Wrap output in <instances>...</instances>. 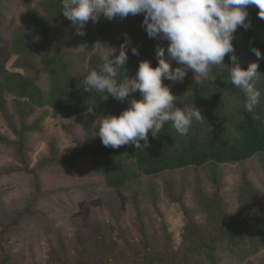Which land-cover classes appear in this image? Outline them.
I'll list each match as a JSON object with an SVG mask.
<instances>
[{
	"label": "trees",
	"instance_id": "trees-1",
	"mask_svg": "<svg viewBox=\"0 0 264 264\" xmlns=\"http://www.w3.org/2000/svg\"><path fill=\"white\" fill-rule=\"evenodd\" d=\"M7 9L8 1L0 0V32L6 22ZM62 12V0H41L39 10L31 9L21 17L24 25L15 29L11 41L0 34V115L14 136L12 140L0 135V149L15 152V159L21 164L17 171L31 175L35 186L30 203L12 216H7L0 230V264H20V259L14 258L8 251L7 242L16 234L26 231L27 221L47 222L40 219L38 209L39 204L47 198L41 185L44 169L59 163L73 166L75 161L82 158L92 160L96 172L102 176L108 188L132 193L141 239L133 244L125 241L123 250L115 243L101 241L91 247L79 230L81 252L73 258L65 257L56 264H220L218 257L223 252L245 259L264 250V196L254 188L246 173L243 174L238 208L234 215L228 212V205L220 194L209 197L200 191V209L206 218L203 223L195 222L182 197L175 198L169 188V196L179 204L186 220L180 245H175L165 229L160 239L151 234L145 224L140 194L135 192L141 179L160 176L166 171L206 168L216 184L217 172L223 165L243 163L256 156H262L264 161V75L253 81L261 95L254 113L249 114L244 108V94L231 83L232 65L227 55L225 66L211 68L216 77L215 83L203 78L194 81L187 77L182 83L177 82L175 105L181 109L195 106L205 117L202 121L192 122L188 135L179 134L172 122H167L157 137L149 134L147 148L139 149L133 145H124L119 149L103 144L97 148L88 147L89 136L84 147L69 158L58 156L53 143L51 158L30 169L28 137L41 130L39 120L30 123L37 110L50 108L62 119L74 120L92 134L93 126L83 118L84 115L90 113L99 118L119 116L128 107L127 101H117L110 95L105 101L104 93L91 95L84 91L85 76L97 70L102 62V56L94 52L97 43L105 48L108 45L119 48L125 34L130 38L127 73L122 71L117 77L118 81H123L126 75L135 76L141 61H150L155 68L158 63L157 48L167 47L166 41L148 37L142 28L143 20L119 26L116 19L108 21L101 17L94 30L86 24L83 29L86 34L80 37L74 34L75 29ZM247 19L251 27L247 30L238 28L235 33V54L242 68L246 70L251 63L258 62V72L264 74V58L257 60L250 51L256 47L264 53V19L251 11ZM69 33H73V39L67 37ZM131 47L138 49V56L132 55ZM44 55L46 59L43 63L37 61V57ZM13 58L12 67L25 73L9 70ZM77 66L85 68L83 70ZM45 77L43 83L41 80ZM9 97L13 98L19 125L10 112ZM130 98L140 99V93L136 92ZM5 173H12V169L0 168V177ZM84 193L91 197V191L85 190ZM111 208L118 214V206L112 205Z\"/></svg>",
	"mask_w": 264,
	"mask_h": 264
},
{
	"label": "rangeland",
	"instance_id": "rangeland-1",
	"mask_svg": "<svg viewBox=\"0 0 264 264\" xmlns=\"http://www.w3.org/2000/svg\"><path fill=\"white\" fill-rule=\"evenodd\" d=\"M7 1L6 22L0 34L5 40L11 41L15 29L24 25L21 17L31 9L39 10L41 0ZM250 11L256 15L259 12L253 6L248 7V12ZM115 19L119 26H124L143 20L144 15L130 14L123 20L119 17ZM87 25L94 30L96 23L90 20ZM67 37L73 39L74 35L69 33ZM74 49L78 50V47ZM105 49L97 43L94 52L102 56ZM45 59V55L37 57L40 63ZM14 61L15 58L11 60L9 70L25 73L12 67ZM177 66L179 65L172 64L173 69ZM77 67L83 70L85 68ZM186 77L194 81L202 79L197 77L195 80L192 71H189ZM45 79L46 77L41 81L44 83ZM165 85L170 87L174 95L177 83L167 81ZM44 89L46 90L47 87ZM8 106L19 125L12 97L8 98ZM45 114L47 115L43 117ZM83 118L93 126L92 134L86 132L76 121L62 119L50 108L37 110L30 123L39 120L41 130L28 137L30 169L37 168L51 158L53 143L56 145L58 156L63 158H69L80 151L89 136L91 140L88 147L101 146V139L95 136L99 129V125L96 124L100 118L90 113ZM0 135L14 139L1 115ZM15 156L12 150L0 149V168L12 169V173H5L0 177V230L7 216H12L29 204L35 192L32 176L17 171L16 168H20L21 164ZM263 162L262 156H256L243 163L223 165L217 172L218 184L213 182L214 177L206 168H185L166 171L160 176L144 177L141 183L136 185L135 192L140 194L142 200L145 224L154 237L160 239L165 229V232L173 238L175 245H180L186 220L179 204L169 196V188L175 198L182 197L189 214L197 223L206 220L205 213L200 209V191L209 197L220 194L228 205V212L234 215L238 208L244 173L260 195L264 196ZM41 185L47 198L39 204L38 209L41 213L40 219H46L47 222L27 221L26 231L16 234L7 242L8 251L14 258L20 259V264H56L65 257H76L81 252L79 230L85 235L91 247H95V243L101 241L106 244L115 243L120 250H123L125 241L132 244L140 241V225L132 203V193L108 188L102 176L96 172L90 158L77 160L73 166L59 163L45 168L41 174ZM85 190L91 191V197L86 196ZM112 205L119 207L118 214L111 208ZM218 259L220 264H264V250L245 259L223 252Z\"/></svg>",
	"mask_w": 264,
	"mask_h": 264
},
{
	"label": "clouds",
	"instance_id": "clouds-1",
	"mask_svg": "<svg viewBox=\"0 0 264 264\" xmlns=\"http://www.w3.org/2000/svg\"><path fill=\"white\" fill-rule=\"evenodd\" d=\"M252 5L259 8L258 17L264 19V0H62V13L77 36L86 34L83 29L90 20L99 23L101 17L111 21L143 14L142 28L148 37L167 42L166 48L156 50L155 68L150 61H141L135 76L126 75L118 81L122 71L127 73L129 60L130 38L125 34L119 48L108 45L99 68L85 76V92L104 93L105 101L110 95L128 103L119 116L106 115L97 121L99 129L95 136L102 144L113 149L124 145L147 148L149 134L157 137L167 122H172L179 134L188 135L192 122L205 117L195 106L177 107L176 97L163 81L182 83L192 71L195 80L201 77L215 83L211 68L225 66L226 55L232 65L231 83L244 94L246 112L253 114L261 95L253 81L264 74L258 72V62L251 63L246 70L242 68L233 44L238 28L251 27L247 18ZM130 50L132 55H139L136 47ZM250 51L257 60L264 58L260 49L252 47ZM173 63L179 66L173 69ZM136 92L141 98H130Z\"/></svg>",
	"mask_w": 264,
	"mask_h": 264
}]
</instances>
